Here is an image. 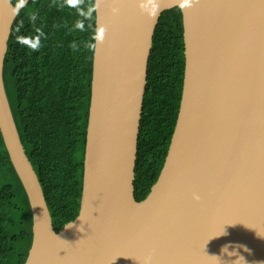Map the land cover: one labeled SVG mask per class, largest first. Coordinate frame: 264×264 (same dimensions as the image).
I'll return each mask as SVG.
<instances>
[{"label":"water","instance_id":"obj_1","mask_svg":"<svg viewBox=\"0 0 264 264\" xmlns=\"http://www.w3.org/2000/svg\"><path fill=\"white\" fill-rule=\"evenodd\" d=\"M94 1L96 35L104 32L95 39L80 210L56 232L4 86L16 15L0 0V132L32 214L24 264H264V0ZM176 6L182 97L159 177L137 201L152 38Z\"/></svg>","mask_w":264,"mask_h":264},{"label":"trees","instance_id":"obj_2","mask_svg":"<svg viewBox=\"0 0 264 264\" xmlns=\"http://www.w3.org/2000/svg\"><path fill=\"white\" fill-rule=\"evenodd\" d=\"M91 8L94 0H81L76 8L65 0H28L12 23L3 64L10 108L56 232L80 210L94 54L88 45L95 44L96 35ZM183 31L176 6L161 14L152 38L136 153L137 201L157 181L176 124L185 69ZM17 36H39L40 47L33 51ZM31 243L29 201L0 132V264H24Z\"/></svg>","mask_w":264,"mask_h":264},{"label":"clouds","instance_id":"obj_3","mask_svg":"<svg viewBox=\"0 0 264 264\" xmlns=\"http://www.w3.org/2000/svg\"><path fill=\"white\" fill-rule=\"evenodd\" d=\"M27 3V0H17V3L14 7L11 6V4L9 3V7L11 8V12H12V15L15 16V15H18L19 12H20V9L25 7ZM65 3L69 6V7H73V8H76L77 5L79 3H81V0H65ZM189 3H190V0H189ZM95 8H91L90 11H94ZM32 20L35 19V16L33 15L31 17ZM22 26V23L20 26L17 27L16 31L19 32L20 30V27ZM76 27L83 30V23L82 22H77L76 24ZM103 32H104V29L101 28L97 35L94 37V39H96L97 41H102V38H103ZM16 41L21 44V45H26L28 46L31 50L33 51H36L38 50V48L40 47V38L39 36L35 37V38H32V37H24V36H17L16 38ZM88 47L94 49L96 47L95 44H89ZM198 199V197H196Z\"/></svg>","mask_w":264,"mask_h":264}]
</instances>
